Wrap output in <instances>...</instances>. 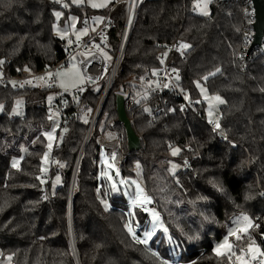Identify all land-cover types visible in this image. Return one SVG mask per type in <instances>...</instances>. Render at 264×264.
<instances>
[{"label":"trees","instance_id":"obj_1","mask_svg":"<svg viewBox=\"0 0 264 264\" xmlns=\"http://www.w3.org/2000/svg\"><path fill=\"white\" fill-rule=\"evenodd\" d=\"M194 1H145L107 103L109 120L126 134L116 109L117 93L134 76L159 66L162 47L176 38L189 45L186 59L174 57L180 86L201 100L196 83L202 81L211 95L225 101L219 114L224 137L209 126L202 100L201 114L186 110L152 119L129 113L145 144L127 162H141L147 195L157 202L169 235L181 245L178 260L163 231L144 244L127 229L131 216L127 196L115 193L108 180L99 178L101 158L98 168L92 162L98 129L79 159L87 123L78 112L96 104L99 95L94 87L88 84L78 99L66 94L70 104L62 125L68 131L52 156L53 161L64 163L62 183L53 190L58 167L52 164L44 180L42 158L45 132L52 127L49 99L56 86L17 87L4 81H0L2 258L10 256L13 264H235V255L252 241L264 250V52L258 47L248 54L247 37L254 34L253 4L213 0L211 14L205 17L195 13ZM108 10L70 0L64 4L0 0V77L39 72L65 56V40L54 30L57 11L62 12L59 23L64 26L71 14L78 16L81 25L84 18L104 16ZM123 26L124 7L120 6L106 34L112 62ZM174 146L180 148L176 157L170 154ZM16 157L21 160L13 166ZM107 160L116 166L119 157ZM172 160L181 166L175 173L170 170ZM97 191L103 192L104 201ZM241 213L254 221L249 234L233 238L232 255L216 254L215 244ZM133 214L140 229H145L149 214L137 206Z\"/></svg>","mask_w":264,"mask_h":264},{"label":"built area","instance_id":"obj_2","mask_svg":"<svg viewBox=\"0 0 264 264\" xmlns=\"http://www.w3.org/2000/svg\"><path fill=\"white\" fill-rule=\"evenodd\" d=\"M145 1L147 0H114L108 12L101 16V21H95L94 17L83 19L81 26L89 32L88 35L85 39L68 47L65 51V56L60 61L39 72L20 76L0 77V81L10 82L17 87L25 85L47 87L55 84L58 73L76 60L88 84L92 85L99 95L95 105L89 103L80 108L78 112V114L87 116L89 121L87 132L80 148L82 153L93 133L97 129L99 130L96 140V155L98 157L95 162L96 168H98L100 158L103 156L111 159L119 157L118 167L120 169L125 166L130 154L134 153L128 150L126 134L116 127L115 121L109 120L110 114L107 111V103L137 21L138 13ZM120 6L124 7V26L120 35L119 46L112 62L106 34L111 25L113 13ZM252 38L247 37V41L250 43ZM185 45L187 47H184ZM162 48L163 50L159 55L160 65L150 67L144 73L134 76L129 84L117 93L123 95L128 115L130 112L133 115L139 113L154 119L160 113L172 114L186 110L193 112L199 110L196 98H193L189 92L180 86L181 73L174 62L175 56L186 59L187 51L189 50L188 43L176 38L164 44ZM260 48L264 52V39ZM177 76L179 79H177ZM69 104L70 99L67 95L57 93L51 106L54 110L66 116ZM198 112L200 113V111ZM216 118L214 121H208V124L220 136L224 137L225 133L219 122L220 115L216 114ZM130 119L135 128V120L131 117ZM217 123L219 127H216ZM140 137L144 146L145 140L141 135ZM113 154H115L114 157ZM137 169L142 171L139 162H137ZM100 192L101 199L104 200L103 192ZM148 209L150 211L156 210V202L151 201L148 204ZM262 236L264 238V233ZM256 263L264 264V257L258 258Z\"/></svg>","mask_w":264,"mask_h":264},{"label":"rangeland","instance_id":"obj_3","mask_svg":"<svg viewBox=\"0 0 264 264\" xmlns=\"http://www.w3.org/2000/svg\"><path fill=\"white\" fill-rule=\"evenodd\" d=\"M57 2H60L64 4L67 2V0H55ZM76 5H87L95 10H102V9H109L113 3L114 0H70ZM207 2V7L205 11H207V15H205L200 9L204 8V4ZM213 0H195L194 1V11L196 14L200 16L208 17L211 14V4ZM93 5H102L98 7H93ZM199 5V7L197 6ZM59 14V15H58ZM62 17V12L57 11L55 13V24H54V30L56 36L62 38L65 40V46L70 47L73 45L75 41H80L84 39L88 35V31L83 29L81 25L79 24V18L75 14H71L68 19L65 22V25H60V20ZM97 19H101L100 16L96 17ZM75 44V43H74ZM2 75L1 69H0V76ZM132 79V78H131ZM197 88L201 96V100L204 104V112L207 117L208 121H214L216 118V114H220L221 107L225 104L224 99L220 95H211L206 85L202 81H197ZM56 85V92L50 97L49 104L51 106V103L57 93L62 94H68L73 96V98L78 99V95L80 92H83L87 85L88 81L83 76L79 63L74 60L70 66L66 67L62 71H60L57 75V81L55 83ZM186 90V89H185ZM188 92V90H186ZM219 99H216V98ZM220 101H223L222 103ZM211 112V115L209 113ZM50 113H51V119H52V127L49 131L45 132L47 143H46V150L42 158V175L43 179L47 180L49 175L51 174V168L52 164L56 165L58 167V172L56 176L53 178V190H55L58 186L62 183V175H61V169L64 167V163L57 162V160L53 161V149L56 144H60L68 131V127L63 124L62 114L50 107ZM79 117L82 122L87 123L88 126V117L82 114H79ZM83 143V142H82ZM51 145V147H49ZM176 152L174 155L173 153ZM93 165L95 164L96 160L98 159L96 155V150L93 152ZM180 153V148L178 146H174L171 149V156L176 157ZM82 157V156H81ZM21 158H13V164L18 165ZM101 161H103V166L101 169V172L99 174V178L108 180L112 187L113 184L116 185V188L114 190L115 193H123L127 196L129 202H130V210H131V216L127 220L126 227L129 230V226L133 229V232L135 235H132L137 237L139 240L145 239V233L153 231L155 229L154 235L151 237V239L158 233L159 230L163 231V234L166 236V238L171 242V247L173 250V253L175 255V262L178 260L180 256L181 251V245L177 243L175 240L171 238L168 231L165 232L164 229L166 228L163 224V221L161 219V216L158 212V205L156 202L157 209L153 211H145L149 214L150 220L148 223V226L141 230L140 229V222L137 221L133 214V200L137 199L139 191L142 189L144 196L141 197L143 199L144 197L150 198V202L153 201L150 196L147 195V183L144 177V169L142 167V164L140 161H134L131 162V165L128 164V160L126 161L125 166L122 168H125V174L122 170H118L117 164L116 166L114 163L105 157H101ZM119 162V160H118ZM117 162V163H118ZM137 162L141 164L142 171H138L137 169ZM78 162L75 163L74 170L77 172ZM181 168V166L176 163L175 161H171L170 163V170L171 172L175 173ZM138 181V182H137ZM141 184H140V183ZM75 183V177L72 182V186H74ZM73 189L71 188V195H72ZM100 191H97V196L101 199ZM102 200V199H101ZM104 201V200H102ZM149 202V203H150ZM146 203L143 206L141 204L137 203V207L144 208L146 207L148 209V204ZM71 206V204H70ZM135 206V207H136ZM153 212L158 213V222L157 219L154 218ZM247 217L248 220H244L243 218ZM134 219L136 222L134 223ZM254 221L250 215L247 213H241L239 216L234 218L232 221V224L229 226L227 233L223 237V239L215 244V253L218 255H232L234 252V244H233V238H238L243 235H248L250 232V229L253 225ZM73 237H74V233ZM149 239L148 242L151 241ZM225 241H227V244H225ZM219 246V252L217 251ZM264 250L263 248L256 242L252 241L248 244V246L241 250L240 254L235 255V264H256L255 261L260 258V256L264 257ZM0 264H13L12 259L10 256H6L5 258H2L1 250H0Z\"/></svg>","mask_w":264,"mask_h":264},{"label":"water","instance_id":"obj_4","mask_svg":"<svg viewBox=\"0 0 264 264\" xmlns=\"http://www.w3.org/2000/svg\"><path fill=\"white\" fill-rule=\"evenodd\" d=\"M251 1L253 4L252 6L254 10L255 21L253 24L254 34L252 41L250 42L248 54L251 53L255 48L261 47L264 39V0H251ZM198 102H200V100ZM20 105H22V103ZM116 109H117L119 121L125 127L128 150L130 152H139L140 150L143 149L142 139L131 122V119L125 107V100L122 94L116 95ZM70 234L73 242V247L76 253V247L74 245L75 238L72 235L71 224H70Z\"/></svg>","mask_w":264,"mask_h":264},{"label":"snow or ice","instance_id":"obj_5","mask_svg":"<svg viewBox=\"0 0 264 264\" xmlns=\"http://www.w3.org/2000/svg\"><path fill=\"white\" fill-rule=\"evenodd\" d=\"M98 6H102V5H93V7H98ZM197 6L199 7V5H197ZM206 7H207V2H205V4H204V8H201V9H200L205 15L208 14L207 11H205ZM58 15H59V14H58ZM249 23H251V21H249ZM184 47H187V45H185ZM174 71H175V70H174ZM177 79H179L178 76H177ZM216 99H219V98L217 97ZM220 102L222 103L223 101H220ZM209 115H211V112L209 113ZM216 127H219V124H218V123L216 124ZM49 147H51V145H49ZM173 154L175 155L176 152H174ZM114 156H115V154H113V157H114ZM13 166H15V165H13ZM113 188H114V189L116 188V185H115V184H113ZM143 196H144V194H143V190L141 189V190L139 191V193H138L137 199H134V200H133V206H134V207L137 205V203H139V204H141V206H143L144 204L150 202V198L144 197L143 199H141V197H143ZM105 207L107 208L108 205L105 204ZM144 211H149V209H147V208L145 207V208H144ZM153 216H154V218L157 219V222H158V213L153 212ZM243 219H244V220H248L247 217H244ZM129 231H130V232H133V229H132L130 226H129ZM164 231L167 232V229L165 228ZM154 233H155V229H153V231H151V232H147V233H145V239L142 240V241H138V242H140V243H144V244H147L148 241H149V239H151V237L154 235ZM133 235H135L134 232H133ZM225 244H227V241H225ZM217 251L219 252V246H218ZM262 254H264V253H262Z\"/></svg>","mask_w":264,"mask_h":264},{"label":"bare ground","instance_id":"obj_6","mask_svg":"<svg viewBox=\"0 0 264 264\" xmlns=\"http://www.w3.org/2000/svg\"><path fill=\"white\" fill-rule=\"evenodd\" d=\"M85 39V38H84ZM83 40V39H82ZM77 43V42H76ZM75 43V44H76ZM75 44H73V45H75ZM72 45V46H73ZM68 48V47H67ZM126 52V51H125ZM60 61V60H59ZM57 63V62H56ZM120 67V66H119ZM119 70V69H118ZM118 73V72H117ZM56 83V82H55ZM50 86H56L55 84H51V85H49V86H47V87H50ZM47 87H40V88H47ZM66 95V94H65ZM200 100V99H199ZM199 100H197V102L199 101ZM201 103V100H200V102H198V104H200ZM88 144V143H87ZM87 146V145H86ZM86 148V147H85ZM84 153V152H83ZM83 153L80 151V155H79V159H80V157L83 155ZM117 167H118V164H117ZM123 167V166H122ZM121 167V168H122ZM119 169V167H118V170H122V169ZM264 233V232H263ZM73 235V234H72ZM228 264V263H227ZM231 264V263H230ZM257 264V263H256Z\"/></svg>","mask_w":264,"mask_h":264},{"label":"crops","instance_id":"obj_7","mask_svg":"<svg viewBox=\"0 0 264 264\" xmlns=\"http://www.w3.org/2000/svg\"><path fill=\"white\" fill-rule=\"evenodd\" d=\"M96 17H97V16H94V20H95V21H97V22L101 21L102 18H101V19H97ZM100 17H101V16H100ZM81 27H82V26H81ZM78 41H79V40H78ZM78 41H75L74 43H76V42H78ZM74 43H73V44H74Z\"/></svg>","mask_w":264,"mask_h":264}]
</instances>
